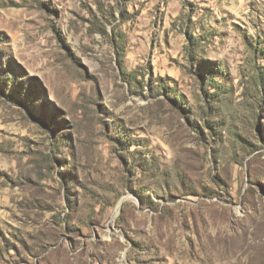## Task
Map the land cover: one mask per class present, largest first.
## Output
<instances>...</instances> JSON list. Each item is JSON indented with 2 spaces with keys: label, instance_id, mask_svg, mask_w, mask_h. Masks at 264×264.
<instances>
[{
  "label": "rangeland",
  "instance_id": "obj_1",
  "mask_svg": "<svg viewBox=\"0 0 264 264\" xmlns=\"http://www.w3.org/2000/svg\"><path fill=\"white\" fill-rule=\"evenodd\" d=\"M0 264H264V0H0Z\"/></svg>",
  "mask_w": 264,
  "mask_h": 264
},
{
  "label": "trees",
  "instance_id": "obj_2",
  "mask_svg": "<svg viewBox=\"0 0 264 264\" xmlns=\"http://www.w3.org/2000/svg\"><path fill=\"white\" fill-rule=\"evenodd\" d=\"M189 37H191V40H192V36H189ZM192 41L189 44V48H187V52H188L189 55H191V53H192V51L194 49L198 48V46H196V45H198V43L194 44V42H192ZM6 64H8L7 60L5 62V67H6ZM121 75H122V78L125 79L126 81H128L130 85H132V81H135V79L132 78L131 72H127L126 69L124 68V66H122V65H121ZM6 76L8 77L7 80L10 82V84H14V86H15V89H13V92H15L17 94L21 93L20 92V88H19L20 87V84H19L20 82L18 83L17 79L14 76H12V74H7ZM27 85H28L29 91L27 89L28 92L23 94V98H25V99H27L26 98L27 96H29V95L31 96L32 95L31 91H33V90L35 91V87L34 86H32L31 84H27Z\"/></svg>",
  "mask_w": 264,
  "mask_h": 264
},
{
  "label": "bare ground",
  "instance_id": "obj_3",
  "mask_svg": "<svg viewBox=\"0 0 264 264\" xmlns=\"http://www.w3.org/2000/svg\"><path fill=\"white\" fill-rule=\"evenodd\" d=\"M117 210L114 211V214H116Z\"/></svg>",
  "mask_w": 264,
  "mask_h": 264
},
{
  "label": "water",
  "instance_id": "obj_4",
  "mask_svg": "<svg viewBox=\"0 0 264 264\" xmlns=\"http://www.w3.org/2000/svg\"><path fill=\"white\" fill-rule=\"evenodd\" d=\"M120 203H121V202H120ZM120 203H119L118 207L120 206Z\"/></svg>",
  "mask_w": 264,
  "mask_h": 264
}]
</instances>
